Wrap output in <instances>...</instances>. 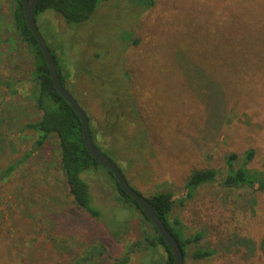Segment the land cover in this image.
<instances>
[{"label": "rangeland", "instance_id": "rangeland-1", "mask_svg": "<svg viewBox=\"0 0 264 264\" xmlns=\"http://www.w3.org/2000/svg\"><path fill=\"white\" fill-rule=\"evenodd\" d=\"M11 4L0 0V81L12 82L0 84V264H114L122 256L165 264L161 246L143 245L150 222L122 201L104 168L80 174L95 219L71 200L57 138L34 147L24 127L41 113L29 97L33 56ZM36 21L92 124L104 125V107L112 111L110 95L124 92L128 72L136 115L123 121L126 133L118 122L99 144L142 196L172 194L167 218L194 238L184 264H264V190L221 184L230 153L240 164L253 149L247 166L264 169V0H98L83 22L68 24L53 10ZM199 169L216 178L188 196L186 179Z\"/></svg>", "mask_w": 264, "mask_h": 264}, {"label": "trees", "instance_id": "trees-1", "mask_svg": "<svg viewBox=\"0 0 264 264\" xmlns=\"http://www.w3.org/2000/svg\"><path fill=\"white\" fill-rule=\"evenodd\" d=\"M11 2V17L14 29L33 56V69L30 73V80L32 81L33 86L29 97H31L36 108L41 112L37 119L25 123L24 127L35 133L36 139L34 141V147L36 148L44 145L51 135L57 138L60 153V165L74 206L89 216L98 219L99 211L94 208L91 203L92 200L89 192V185L85 179L80 176V174L82 172L84 173V171L86 172L96 169L101 165L94 158H92L85 149L81 137V124L76 112L57 93L52 84L48 67L43 59L34 36L24 20L21 1L11 0ZM97 3L98 0H38L34 9L35 21L36 16L39 13L47 10H53L68 24L80 23L87 20L92 15ZM49 49L57 65L59 79L67 88L68 74L67 72L64 73L65 70L63 71L59 66L54 50L50 47ZM128 80L129 74L128 72H125L124 80L120 81L122 87L124 88V92L120 95H117L116 93L114 95H110L109 103L112 104V111L110 109L107 110V108L104 107V125L102 124L101 126H96L92 124L91 117L87 114L89 119V132L92 140L107 157L116 163L117 166L118 164L117 161H115V156L103 150L99 144V140L102 138L104 132L112 135V132H114L113 129L118 127V122L121 124L120 129L122 133H126V123H123V121L129 120L131 113L133 116L136 115V107L133 99H131ZM11 83L8 81H0V84L8 87H11ZM116 85H119V83ZM0 96L2 95L0 94ZM97 98L102 101L101 97L97 96ZM124 100L127 101V109L120 108V105ZM142 134L143 132L140 131L137 135H135L133 140L142 142ZM253 157L254 150L248 149L242 157V162L237 164V162H235L237 158L236 154H228L226 156L227 169L221 179V184L227 187L240 189H250L254 187L260 191L264 190V169L249 168L247 166L252 161ZM15 167L16 164L7 166L3 175H9ZM101 167L104 168L103 166ZM104 169L111 176L116 187V191L122 201L135 206L141 212L137 204L117 185L113 175L106 168ZM216 175L217 171L213 169L194 170L186 179L185 187L188 190L186 195H192L193 190L197 186L212 182L216 178ZM147 199L155 209V212L178 241L183 255H185L187 245L192 242L194 238L184 237L181 230L169 222L167 216L174 203L172 194L169 192H157L148 196ZM141 214L147 221H149L142 212ZM172 221L175 222V220ZM151 227V232H148V230L143 231V236L145 237L143 245L161 246L165 252V264H175L173 255L165 241L157 234L156 229L152 224ZM262 244L264 249V241ZM91 250L94 251L95 249L91 248ZM96 254L101 255L102 251H96ZM193 256L195 258H200L203 254L193 252ZM84 260L85 259L77 260L74 264H82L81 262ZM126 262L127 257L122 256L116 259L114 264H126Z\"/></svg>", "mask_w": 264, "mask_h": 264}, {"label": "water", "instance_id": "water-1", "mask_svg": "<svg viewBox=\"0 0 264 264\" xmlns=\"http://www.w3.org/2000/svg\"><path fill=\"white\" fill-rule=\"evenodd\" d=\"M20 1L22 3L24 20L28 28L30 29L32 35L34 36L36 43L41 51L43 59L48 67L49 76L51 78L55 90L71 106V108L76 112L79 118L81 124V137L88 154L113 175L117 185L123 190L126 195H128L137 204L141 212L154 226L157 234L160 235L165 241L166 245L168 246L169 250L173 255L174 263L184 264V255L178 241L175 239L173 234L164 224L162 219L155 212V209L150 204L147 197L142 196L138 191L133 189L128 184L127 180L125 179V176L122 174L121 170L116 165V163L112 161L109 157H107L92 140L89 132V119L87 112L78 103V101L71 94V92L60 81L54 57L36 24L34 17V9L37 5L38 0Z\"/></svg>", "mask_w": 264, "mask_h": 264}]
</instances>
